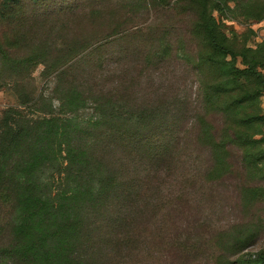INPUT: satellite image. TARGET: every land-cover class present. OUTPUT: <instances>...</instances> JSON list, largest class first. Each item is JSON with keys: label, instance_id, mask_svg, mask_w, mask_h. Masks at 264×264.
<instances>
[{"label": "trees", "instance_id": "1", "mask_svg": "<svg viewBox=\"0 0 264 264\" xmlns=\"http://www.w3.org/2000/svg\"><path fill=\"white\" fill-rule=\"evenodd\" d=\"M92 2L0 37V264H264V0Z\"/></svg>", "mask_w": 264, "mask_h": 264}, {"label": "rangeland", "instance_id": "2", "mask_svg": "<svg viewBox=\"0 0 264 264\" xmlns=\"http://www.w3.org/2000/svg\"><path fill=\"white\" fill-rule=\"evenodd\" d=\"M93 0H0V37L10 32L15 24H23L27 26L32 23L34 19H41L50 13H56L60 9L86 8L91 7ZM17 2V3H16ZM40 17V18H39ZM224 29L230 37H236L239 41H243L247 46L255 47L261 41H264V19L259 21H245L241 19H224ZM237 65L241 67L240 58L237 59ZM264 73V65L261 68ZM39 68L35 71L37 76ZM16 103L15 96L5 90H0V116L2 110L7 106ZM261 114L264 116V92L260 97ZM264 131V122L260 125ZM259 137V135H257ZM243 175L240 168L237 167L225 182L221 185L224 194L218 201V209L211 217L218 220L216 224H231L244 219H250L252 222L259 221L262 227L264 226V201L257 203L254 208L250 210H243L238 201L234 190L231 187L238 186V177ZM244 177V175H243ZM261 183V181H259ZM264 184V181L262 182ZM238 191V190H236ZM214 215V216H213ZM215 216L218 217L215 218ZM209 225L212 222L209 214L207 215ZM226 226V225H225ZM258 240L253 244L242 250L241 254L256 253L264 248V228L261 231ZM232 259V258H231Z\"/></svg>", "mask_w": 264, "mask_h": 264}]
</instances>
